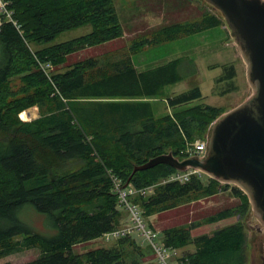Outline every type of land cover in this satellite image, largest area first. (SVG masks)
<instances>
[{"label":"trees","instance_id":"trees-1","mask_svg":"<svg viewBox=\"0 0 264 264\" xmlns=\"http://www.w3.org/2000/svg\"><path fill=\"white\" fill-rule=\"evenodd\" d=\"M4 1L16 24L5 20L0 29V259L36 248L41 256L24 264H156L149 259L156 255L154 248L131 236L84 254L73 248L122 228L126 211L120 209L111 174L123 186L154 187L149 195L129 197L145 220L230 188L197 175L185 183L163 182L177 171L166 164L133 174L136 166L164 154L180 161L193 158L188 146L206 139L225 113L220 107L192 105L203 98L198 86L166 94V87L184 80L183 58L140 71L134 56L145 47L222 26V19L208 14L201 22L164 27L138 37L129 48L55 73L43 66L55 69L73 53L124 36L114 0ZM84 26L92 31L54 44L61 34ZM225 69V77H236L234 65ZM157 98H166L174 114L157 115L150 101ZM33 107L39 117L23 121L20 115ZM233 194L241 200L238 207L164 231L167 247L195 246L179 258L181 264H247L241 219L210 235H192L200 224L243 217L250 199L238 187ZM27 206L48 216L57 234L46 237L22 222L19 213Z\"/></svg>","mask_w":264,"mask_h":264},{"label":"rangeland","instance_id":"rangeland-1","mask_svg":"<svg viewBox=\"0 0 264 264\" xmlns=\"http://www.w3.org/2000/svg\"><path fill=\"white\" fill-rule=\"evenodd\" d=\"M114 2L124 29V36L69 55L66 63L52 69L53 72H65L70 65L76 62L126 47L129 48L138 37L164 27L201 22L206 15L213 14L222 19V26L161 46L145 47L141 53L134 56V61L139 70L142 71L162 65L173 59L183 58L184 66H182L181 74L184 76V80L166 87L165 92L168 96H174L198 86L202 91L203 98L194 101L192 105H211L223 108L225 113H228L244 103L253 94L252 86L248 80V67L235 42L233 32L223 13L215 9L207 0H114ZM91 31V26L67 31L56 38L54 44L85 36ZM229 65L235 66L236 77H225L227 74L225 66ZM150 101L155 105L157 115H173L175 112L168 108L166 98H157ZM26 112L29 119L24 120L20 115L23 121L29 122L39 117L38 107H33L26 110ZM191 149L192 145H189L187 151ZM208 177L205 173L201 175L205 182ZM230 185L228 190L160 213L147 220L144 219V223L157 233L156 239L162 243L164 231L167 229L189 223L199 224L205 218L218 212L238 207L241 200L233 194V187L237 186ZM120 209L126 211L124 207L120 206ZM124 213L126 219L123 221L122 228L133 229L131 237L136 239L139 244L147 245L148 243L141 232L137 231L130 214L127 211ZM19 218L34 232L46 237H53L57 234V230L50 223L48 216L39 213L31 206L22 209ZM239 219H241L247 234V264H264V228L255 216L251 203L249 211L243 217H233L217 224H200V226L193 229L192 235L193 237L210 235L216 229L237 223ZM23 237L19 236L16 239L23 240ZM113 242L114 240L108 241L100 238L75 246L73 252L84 254L97 248L111 246ZM194 251V245L179 249L177 261L184 254ZM40 256V250L34 248L4 257L0 259V264H24L32 262ZM149 259H152L156 264H160L156 255L151 256Z\"/></svg>","mask_w":264,"mask_h":264},{"label":"water","instance_id":"water-1","mask_svg":"<svg viewBox=\"0 0 264 264\" xmlns=\"http://www.w3.org/2000/svg\"><path fill=\"white\" fill-rule=\"evenodd\" d=\"M207 2L223 13L232 30L248 67L253 94L212 124L204 157L180 161L172 153L164 154L136 166L133 174L161 164L180 171L199 169L244 191L264 228V0Z\"/></svg>","mask_w":264,"mask_h":264},{"label":"built area","instance_id":"built-area-1","mask_svg":"<svg viewBox=\"0 0 264 264\" xmlns=\"http://www.w3.org/2000/svg\"><path fill=\"white\" fill-rule=\"evenodd\" d=\"M8 2L0 0V29L3 26L5 20L9 22H14L12 18V12L8 9ZM16 24V22H14ZM43 69L48 72L51 69V66L48 64L43 66ZM207 151V142L206 140H198L194 143L193 148L189 151L191 154L204 156ZM193 175H202V172L198 169L189 168L185 172L178 171L171 175L168 180L164 182H180L185 183L190 180ZM112 183L114 186V192L118 194L120 204L130 213L131 219L135 224L137 231L141 232V235L145 238L147 243H149L156 253L157 259L160 264H179L177 261L178 258V250L169 248L165 246V244L160 243L157 241V234L152 230L149 229L146 224L144 223V219L142 218V212L139 206L130 202L129 197L142 194V195H149L153 193L154 188L149 187L143 190H136L134 187L130 186L128 188L123 187L122 181L116 177L115 175L111 174ZM124 188V189H123ZM133 229H118L113 232H109L104 234L103 238L111 241L117 240L122 237L130 236L132 234Z\"/></svg>","mask_w":264,"mask_h":264},{"label":"bare ground","instance_id":"bare-ground-1","mask_svg":"<svg viewBox=\"0 0 264 264\" xmlns=\"http://www.w3.org/2000/svg\"><path fill=\"white\" fill-rule=\"evenodd\" d=\"M30 114V113H29ZM21 116H22V118L24 119V120H28L29 118V116H28V114H27V112L25 111V112H23L22 114H21Z\"/></svg>","mask_w":264,"mask_h":264},{"label":"flooded vegetation","instance_id":"flooded-vegetation-1","mask_svg":"<svg viewBox=\"0 0 264 264\" xmlns=\"http://www.w3.org/2000/svg\"><path fill=\"white\" fill-rule=\"evenodd\" d=\"M263 262H264V260H263Z\"/></svg>","mask_w":264,"mask_h":264},{"label":"crops","instance_id":"crops-1","mask_svg":"<svg viewBox=\"0 0 264 264\" xmlns=\"http://www.w3.org/2000/svg\"><path fill=\"white\" fill-rule=\"evenodd\" d=\"M139 69V68H138Z\"/></svg>","mask_w":264,"mask_h":264}]
</instances>
